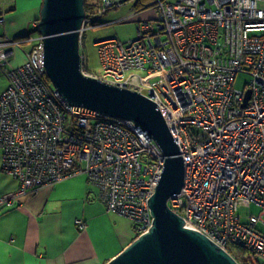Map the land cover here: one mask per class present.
<instances>
[{
  "label": "built area",
  "instance_id": "1",
  "mask_svg": "<svg viewBox=\"0 0 264 264\" xmlns=\"http://www.w3.org/2000/svg\"><path fill=\"white\" fill-rule=\"evenodd\" d=\"M120 5L103 0L87 15L81 46L93 21ZM148 8L135 39L94 43L102 71L89 75L158 104L184 159V187L170 206L185 227L226 250L245 249L248 264H264V0H154ZM23 41H0V73L8 79L0 95L3 170L20 184L0 197V213L20 197L85 173L109 212L128 219L136 237L147 233L160 148L132 120L68 103L45 79L39 33L29 38L36 43L25 59L13 64ZM138 69L146 76L133 73ZM240 73L251 77L244 89L235 85Z\"/></svg>",
  "mask_w": 264,
  "mask_h": 264
},
{
  "label": "water",
  "instance_id": "2",
  "mask_svg": "<svg viewBox=\"0 0 264 264\" xmlns=\"http://www.w3.org/2000/svg\"><path fill=\"white\" fill-rule=\"evenodd\" d=\"M86 20L85 0H42L37 27L52 86L71 105L134 121L163 154L162 172L148 199L153 226L106 264H240L205 234L185 227L183 217L171 208L170 200L184 187L185 164L158 104L140 92L84 71L81 36ZM250 96L249 90L243 106Z\"/></svg>",
  "mask_w": 264,
  "mask_h": 264
},
{
  "label": "crops",
  "instance_id": "3",
  "mask_svg": "<svg viewBox=\"0 0 264 264\" xmlns=\"http://www.w3.org/2000/svg\"><path fill=\"white\" fill-rule=\"evenodd\" d=\"M3 1L0 41L28 34L40 17L42 0ZM136 14L134 20L140 22L150 17L151 11L148 8ZM24 52L15 48L13 64L25 59ZM7 86V77L0 73V95ZM19 185L16 178L3 170L0 148V197L15 193ZM77 220H82L85 226L81 228ZM135 238L133 224L109 212L100 187L81 173L20 197L13 207L3 208L0 264H106Z\"/></svg>",
  "mask_w": 264,
  "mask_h": 264
},
{
  "label": "rangeland",
  "instance_id": "4",
  "mask_svg": "<svg viewBox=\"0 0 264 264\" xmlns=\"http://www.w3.org/2000/svg\"><path fill=\"white\" fill-rule=\"evenodd\" d=\"M89 1L93 2L98 0H89ZM168 1L173 2L174 0H168ZM153 2L154 0H147L146 4L149 5ZM134 4H135V0H128L124 4L112 8L111 10H109L107 14L100 17L97 24L94 25L91 24L90 27L84 31L83 33L84 39L82 42L83 44L81 46V50L83 49L82 53L85 54L86 65L90 72L97 74L102 71V65H101L98 49L94 45V43L97 40L116 37L122 42H126L135 39L137 37L138 35L137 29L139 25V22L136 20L137 17L135 20H134L135 17L132 18L133 20H129V21L123 20L126 17L132 16L134 14L136 16L138 15L135 13L136 11H134ZM111 20L113 21L117 20V22L115 24H110L109 21ZM28 32L29 33L26 34L28 37L24 38V40L26 41H23V43L20 46L16 47V48H20L23 52L30 51L34 46V43H36V41H29V38L34 37L38 34V27L36 28L30 27ZM133 73L138 75L139 77L146 76V74L140 69L134 71ZM45 79H47L49 83H51L47 75L45 76ZM250 80L251 77L249 75L240 73L237 76L235 85L240 89H244L246 83H248ZM241 212L244 211L242 210ZM251 212L255 215H260L262 210L259 207L253 205L251 207ZM263 219H264V215H263Z\"/></svg>",
  "mask_w": 264,
  "mask_h": 264
},
{
  "label": "trees",
  "instance_id": "5",
  "mask_svg": "<svg viewBox=\"0 0 264 264\" xmlns=\"http://www.w3.org/2000/svg\"><path fill=\"white\" fill-rule=\"evenodd\" d=\"M103 0H98V1H93V2H90L89 0H85V8H86V12H87V15L90 14V13H94L95 9L98 7V5L102 2ZM128 1V0H127ZM146 1L147 0H135V4H134V11H136V13H139V12H142L145 8H147L148 4H146ZM112 8H109L107 9V11L111 10ZM106 11V12H107ZM89 12V13H88ZM105 12V13H106ZM104 15V14H103ZM100 18L96 19L93 21V25L94 24H97L98 20ZM36 28V27H34ZM28 36L27 35H23V36H20L18 39H24V38H27ZM84 39V37H83ZM97 48V47H96ZM83 51V49L81 50ZM85 55V54H84ZM85 57V56H84ZM100 57V56H99ZM84 71L92 76H98L99 73H92L89 71L87 65H86V58L84 60ZM101 73V72H100ZM47 78V77H46ZM47 83H49V81L46 79ZM147 162L149 164H153V160L152 159H149L147 160ZM227 251L240 263V264H248L247 261H245V254H246V250L241 248V247H238V246H228L227 248Z\"/></svg>",
  "mask_w": 264,
  "mask_h": 264
},
{
  "label": "flooded vegetation",
  "instance_id": "6",
  "mask_svg": "<svg viewBox=\"0 0 264 264\" xmlns=\"http://www.w3.org/2000/svg\"><path fill=\"white\" fill-rule=\"evenodd\" d=\"M14 40L22 41L23 39L13 38Z\"/></svg>",
  "mask_w": 264,
  "mask_h": 264
},
{
  "label": "clouds",
  "instance_id": "7",
  "mask_svg": "<svg viewBox=\"0 0 264 264\" xmlns=\"http://www.w3.org/2000/svg\"><path fill=\"white\" fill-rule=\"evenodd\" d=\"M170 204V203H169ZM137 238V237H136Z\"/></svg>",
  "mask_w": 264,
  "mask_h": 264
}]
</instances>
